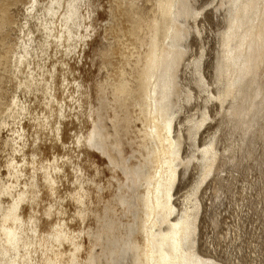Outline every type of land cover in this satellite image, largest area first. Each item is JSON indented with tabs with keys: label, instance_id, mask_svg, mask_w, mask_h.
I'll return each mask as SVG.
<instances>
[{
	"label": "bare ground",
	"instance_id": "1",
	"mask_svg": "<svg viewBox=\"0 0 264 264\" xmlns=\"http://www.w3.org/2000/svg\"><path fill=\"white\" fill-rule=\"evenodd\" d=\"M114 1L112 13L122 18L120 25L115 26L116 32L132 37V48L144 50L134 59L133 54L123 52L119 62L118 57L117 62L114 60L112 50L101 52L103 58L110 60L105 66L116 67L112 81L100 86L101 96L96 99L97 103L92 101L93 95L85 81L74 78L70 96L77 104L73 108L80 111L74 114L75 118L80 119L83 115L91 125L87 133L82 130L75 136L78 159L83 156L81 162L75 161L67 149L63 154L59 152L67 142L64 120L70 116L67 111L70 105L63 104L64 99L57 90L68 80V73L58 75L57 65H53V70L43 69L42 80L38 79V74L18 78L19 87L39 100L44 115L43 118L34 117L33 109L26 102L20 108L17 102L7 106L12 114L31 116L37 121L33 125L37 129L30 157L24 140L25 127L17 132L16 139L5 143L23 159L17 160L11 155L7 173L13 179L0 185V264H127V261L129 264H219L213 258L203 256L197 242L201 214L198 191L220 165H216L220 158L213 141L202 149L201 158L197 159L200 160L201 177L186 196L189 206L177 209L174 198L175 181L181 174V166L187 167L190 163L182 158L184 139L174 128L176 102L173 97L179 93L177 72L187 53L183 40L189 33L183 19L195 15L192 3L190 0H154L157 11H152L150 16L143 7L146 0ZM18 2L22 1L0 0L1 38L13 23L10 8ZM75 2L29 1L31 8L27 17H37L46 32L47 39L40 49L44 54L48 55L49 48L65 56L76 51L77 47L70 43L75 36L70 22L79 18L86 20L96 11H89L87 16L79 14L80 5L75 6ZM227 4V29L221 36L224 50L215 67L217 81L219 85L222 83L221 90L217 89L221 92L217 94L221 101L231 100L230 118L241 123L247 135L257 120L264 118V0H228ZM40 11L42 15L38 17ZM89 25L84 23L88 33L82 35L81 43L91 37L94 25ZM4 39L1 40L3 43ZM30 42L31 45H20L21 51L17 52L16 48L7 50L5 73L10 77L0 73V107L6 80L16 77L18 71L22 73V66L30 64L29 58L33 59L35 39ZM4 44L9 47L7 42ZM62 63L66 64L65 60ZM37 64L41 68L40 61ZM196 65L198 67L200 63ZM74 69L68 68L73 74ZM57 79H63V82ZM67 82L64 86L68 85ZM110 85L112 96L108 97L106 92ZM198 85L203 86V80ZM111 100L113 128L109 130L105 111ZM130 105L141 110L144 128L140 132L138 147L128 154L127 146L132 143L128 144L125 138L132 121L128 112ZM1 116L0 130L7 123ZM205 120L204 116L200 123L189 127L188 134L191 137L198 134ZM260 134L264 136V127ZM43 136L51 142L47 149L56 150L53 159H38L45 152L41 144L45 140ZM97 152L107 158L109 169L115 173L116 182L114 184V179L109 185L114 184L116 189L108 198L103 195V188L97 191L84 186L89 182L99 187L97 177L102 171ZM88 168H94V172L87 176ZM70 170L74 171L81 189L76 187L74 192L68 188L67 195L63 196L61 186L64 179L72 180ZM118 171H121L122 178L116 176ZM54 196L59 202L55 199L56 203L52 202ZM44 199L50 203L40 208ZM65 200L75 204L74 213L69 218L64 217L68 214ZM56 215V221L51 222L49 219ZM129 217V220L125 219ZM88 221L89 224H85ZM97 247H101L99 252H95Z\"/></svg>",
	"mask_w": 264,
	"mask_h": 264
},
{
	"label": "rangeland",
	"instance_id": "2",
	"mask_svg": "<svg viewBox=\"0 0 264 264\" xmlns=\"http://www.w3.org/2000/svg\"><path fill=\"white\" fill-rule=\"evenodd\" d=\"M21 1L11 6L9 13L12 15L11 20L13 23L3 33L4 37L2 35L1 38L0 35V64L2 63L0 73L4 74L6 72L5 69H7L4 60H6L8 48H16L15 50L18 52L21 51L19 49L20 45L25 43L31 45L30 41L32 39H35V43L32 46L34 47L33 59L29 58L30 64L22 66V73L18 71L16 77L6 80L5 83L3 82V101L1 102L0 114H2L1 117L7 123L0 130V185L7 184L13 179L7 173V164L9 159H11V155L15 156L17 160L23 159L21 154L18 153L17 156V152L14 153L13 149L8 144H5L6 141L16 139L17 132L25 127L24 140L28 144L26 151L28 157H30L37 129V127H33L37 121L32 120L31 116L22 117L18 113L12 114L7 106L12 102H15L16 105L17 102L20 108L24 107V102H26L33 109L34 117L43 118L44 115L42 106L39 105V100L19 87L18 78L21 79L29 75L38 74V79L42 80L43 76L41 75H43L44 70L46 68L48 69L45 71L49 69L53 70L55 65L58 67L55 68L56 73L58 71V75H62L63 72L65 75L68 73L66 75L68 80L64 81V85L68 81L69 87L68 85H61L60 89L57 90L60 98L64 99L63 104L66 102V104L70 105L67 110L70 116L64 120L67 126L65 138L67 142L65 148L62 146L59 152L63 154L68 151L75 157V161L81 162L83 156L78 159L79 149L74 143L76 142L75 136L82 130L84 133H87L91 125L86 122L83 115L80 119L75 118L74 114L80 111H78L79 109H74L77 107V104L74 103V100H71L72 97L70 96L73 91L74 78H81L85 81L88 90L93 95L94 99L92 101L97 103L96 99L101 96L99 93L100 86L112 81L111 77H113V71L116 67L115 65L106 67L105 63H109L110 60L103 58L101 52L107 49L112 50L113 55H115L114 60L116 62L118 60L119 62L122 59L123 52L133 54L132 58L134 59L137 57L138 52L144 50V48L139 47L138 49L132 48L133 45L130 43L132 37L128 35L123 36L116 32L117 27L115 26L116 24L120 25L122 18L117 15L118 19L112 13L113 6H115L114 0H91V3L88 0H74L76 1L74 3L75 6H77L76 4L80 5L79 14L87 16L89 11L92 12L94 9L96 11L86 20L79 18L75 19L76 22L74 23L70 22L75 33L70 43L77 47L76 51L65 56L62 53H59V55L58 51L49 48L48 55L44 54L40 49L43 48V43L47 39L46 32L37 17H27L30 14V0ZM190 1L195 15L187 20L183 19L185 21L184 27L189 33V35L187 34L188 38L186 37V40H183L187 53H185L182 65L177 72V77H179V93L173 97L176 102V110L173 109L175 116V120H173L174 128L184 139L182 144L184 146L181 148L182 158L185 162L190 161V163L187 166L188 168L183 165L181 166V174L175 181L174 192L176 194L174 198H176V207L182 210L187 208V205L189 206L186 202V196L196 186L201 177L200 160L198 161L197 159L201 158L202 149L213 141L214 148L218 151V158H220L216 165H220H218V171L214 172V175L212 173L198 191L197 197L201 201V211H199L201 214L198 220L200 232L197 240L199 242V251L203 256L211 257L219 264H264V136L260 134L261 128L264 127V118L257 120L254 127L245 135V127L232 119V117L230 118L231 100L228 99L226 102L218 98L219 94L217 93L221 92L219 90L222 88V83L219 85L220 82H218L215 67L218 58L224 50L221 36L227 29L228 0ZM0 5L1 16L2 4ZM143 7H145L146 13L150 16L152 15V11H157V5L154 0L150 2L144 1ZM38 13V17L42 15L41 11ZM85 22L94 25V29L91 28V37H89L91 39L88 38L86 43H81L82 35L88 33L84 26ZM4 38H7L6 41ZM3 39L9 47H5L6 44L2 42ZM56 56L58 60H56ZM62 60H65L67 66L65 63H62ZM39 61L41 68L37 64ZM111 61L113 62V60ZM198 63H200L199 68L196 65ZM69 66L76 69H74V74L68 70ZM128 68L130 69V67ZM5 75L10 77L7 73ZM57 80L63 82V79ZM200 80H203V86L201 87L198 85ZM63 87H66L64 88L65 90L62 89ZM110 91L111 85L106 92L108 97L112 96ZM109 104L108 109L105 111V118L106 125L111 130L113 125L110 122V118L114 111L112 100ZM19 108L17 110H20ZM128 112L131 114L132 121L125 139L128 144L132 143L126 149V153L130 154L138 147L141 140L140 132L144 128V123L142 121L143 115L139 108L130 105L128 106ZM204 116L206 123L201 124L202 127L198 130V134L196 133L197 136L195 134L194 137H191L188 134L189 127L200 123ZM78 120L79 122H76ZM43 137L45 140L41 144H43L45 152L39 155L38 159H53V152L56 150L47 149L51 145V142L46 140L45 136ZM14 144L13 146L16 145ZM96 154L100 157L99 168L102 171L97 177L99 187L92 186L89 182L85 183L84 186L97 191L99 188H103L102 193L105 198H108L116 189L114 185L116 178L113 177L115 173L109 169L107 158L99 152ZM86 165L88 166V163ZM87 171L86 175L88 176L90 175L89 172H94V168H88ZM72 173V180L69 182L67 179H64V185L61 186V195L63 196L67 195L68 188L74 192L76 187L79 190L81 189L79 183L76 182L74 171ZM86 175L85 177L83 176L85 180L87 179ZM116 176L118 178L123 177L121 171H118ZM112 181L114 184L109 185ZM54 199L59 202L54 196L52 198L53 203H56ZM92 201L96 200L92 199ZM64 202L68 208V214L64 217L69 218L74 213L75 204L68 200ZM48 203L50 202L46 200L42 201L39 207L41 208ZM56 218L57 215L49 220L54 222ZM125 219L129 220L130 217ZM72 223L76 224L75 222ZM85 224H89V221ZM100 249L101 247H97L95 252H99ZM129 263L127 261V264Z\"/></svg>",
	"mask_w": 264,
	"mask_h": 264
}]
</instances>
